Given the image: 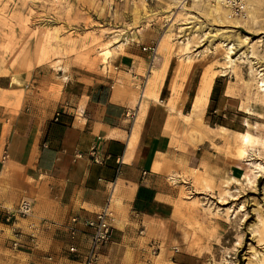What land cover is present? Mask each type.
Segmentation results:
<instances>
[{
    "label": "rangeland",
    "instance_id": "374dc122",
    "mask_svg": "<svg viewBox=\"0 0 264 264\" xmlns=\"http://www.w3.org/2000/svg\"><path fill=\"white\" fill-rule=\"evenodd\" d=\"M247 5L242 18L217 0H0L2 109L37 121L53 115L56 123L55 114L74 108L87 90L78 75H116L115 59L135 47L151 65L139 82L138 118L160 101L149 95V84L165 74L172 58L171 96L166 89L163 99L166 105L170 96L166 106L175 114L168 124L171 137L184 151L210 150L234 169L235 177L216 170L215 180L197 170L179 184L172 176L180 194L168 220L121 221L113 213L118 227L123 220L134 227L118 239V263L108 264H264V0ZM149 46L156 54L144 50ZM209 75L214 84L221 79L219 92L228 97H220L210 113V95L207 107L195 112ZM187 91L189 102L195 97L183 113ZM10 234L11 228L0 226V264L75 260L63 227L55 241L42 238L37 245L46 258L39 263L16 256L13 251L21 248Z\"/></svg>",
    "mask_w": 264,
    "mask_h": 264
},
{
    "label": "crops",
    "instance_id": "0c3cea01",
    "mask_svg": "<svg viewBox=\"0 0 264 264\" xmlns=\"http://www.w3.org/2000/svg\"><path fill=\"white\" fill-rule=\"evenodd\" d=\"M148 60L134 47L115 59L116 75H78L87 90L76 98L74 108L62 111L65 118L59 123H52L53 115L37 121L28 114H12L0 104V226L11 228L8 237L21 248L13 251L16 256L26 258L28 263L45 262L37 245L42 238L55 241L62 225L57 221L67 222L76 216L93 218L107 205L121 221L134 217L140 221L168 220L166 216L175 211L180 194L171 183L172 176L178 177L177 184L193 170L214 180L218 169L235 177L234 169L214 159L210 150L199 147L187 152L176 136L171 137L168 124L175 114L166 105L171 96L172 58L158 92L160 101L150 103L145 115L138 118L142 108L140 83L151 68ZM1 82L0 90L6 89ZM166 84L170 96L163 105ZM226 96L225 90L221 97ZM189 100L188 93L183 113ZM178 122L181 126L180 118ZM94 146L103 159L101 164L90 156ZM77 153L83 157L75 159ZM26 198H33L34 214L4 223L1 211L8 208L6 204ZM39 221H43L42 230ZM124 222L121 228L113 220L112 243L99 251L97 264L118 263V239H124L125 230L131 233L134 227ZM44 225L49 227L43 229ZM76 228V241L89 248V230L82 225ZM81 262L63 258L59 263Z\"/></svg>",
    "mask_w": 264,
    "mask_h": 264
},
{
    "label": "built area",
    "instance_id": "2783aa9c",
    "mask_svg": "<svg viewBox=\"0 0 264 264\" xmlns=\"http://www.w3.org/2000/svg\"><path fill=\"white\" fill-rule=\"evenodd\" d=\"M181 5H186L191 0H175ZM248 0H222L227 8H229L233 15L237 17L246 18L247 17V5ZM145 51L152 52L156 54L155 48L149 46L144 48ZM62 113L57 112L54 117V121L58 122ZM130 116V114H129ZM134 113L132 114V117ZM90 156L93 161L101 164L103 162L102 157H100L97 147H92L90 150ZM83 157L82 153H77L75 159H81ZM7 158V155L4 154V159ZM33 201L30 199H23L20 203L12 208H4L1 211L2 220L7 223H13L19 218H28L32 215L33 211ZM113 212L111 211L109 205L104 207L100 212L96 213L93 218H82V217H73L69 222L62 224L61 227L67 232L70 237V245L68 248L69 255L77 261H82L83 264H97L99 259V251L112 243V236L114 231L113 226ZM43 222V221H42ZM41 222V224H43ZM76 225L84 226L88 232L90 239V247L85 248L82 244L76 241V236L78 233V228ZM15 246L18 247V244L15 243Z\"/></svg>",
    "mask_w": 264,
    "mask_h": 264
},
{
    "label": "bare ground",
    "instance_id": "6f19581e",
    "mask_svg": "<svg viewBox=\"0 0 264 264\" xmlns=\"http://www.w3.org/2000/svg\"><path fill=\"white\" fill-rule=\"evenodd\" d=\"M217 1H219L220 3L222 2V0H217ZM229 50L231 51L232 48H229ZM163 75L156 76V78H154L152 80V82L149 84V88H150L149 89V91H150L149 95H151L153 98L154 97H156V98L158 97V92L160 90V87H161L162 82H163L162 80L164 78ZM214 80H215V76L214 75H209L206 78L205 83H204V88L201 91V94L196 98V100H195V102L193 104V109L195 110V112L197 110H200L202 107H205L208 104L211 92L213 90ZM262 82H264V81H262ZM263 86L264 85H262L261 87H263ZM144 92H146V91H144ZM147 96H148V92H147V95H144V93H143V97H147ZM245 139H246L247 142H249V137L245 138ZM244 152L245 151H242V155H244Z\"/></svg>",
    "mask_w": 264,
    "mask_h": 264
},
{
    "label": "trees",
    "instance_id": "16d2710c",
    "mask_svg": "<svg viewBox=\"0 0 264 264\" xmlns=\"http://www.w3.org/2000/svg\"><path fill=\"white\" fill-rule=\"evenodd\" d=\"M221 81V79L219 78V79H217L216 80V84H215V86H214V89H213V92H212V96H211V103L212 104H214V105H210V109H209V112L210 113H212V109L215 111L216 109H217V104H218V101H219V98L221 97V95H222V93H223V91L221 90L220 92H219V82ZM166 87H167V84H166V86H165V89H164V91H163V93H162V95L164 96V94H165V92H166ZM219 93V94H218ZM191 97H193V94H191ZM190 107H191V102H189L188 104H187V110H189L190 109ZM63 118H65V116L64 115H61V117H60V119H59V121H58V123L61 121V119H63ZM57 123V122H56ZM221 125V124H220ZM141 190V189H140Z\"/></svg>",
    "mask_w": 264,
    "mask_h": 264
}]
</instances>
